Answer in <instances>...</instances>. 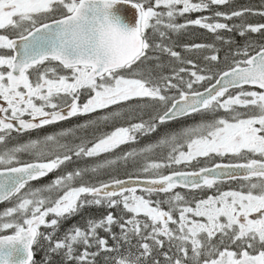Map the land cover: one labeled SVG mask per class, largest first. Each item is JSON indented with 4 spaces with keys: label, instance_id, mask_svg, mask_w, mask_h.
<instances>
[{
    "label": "snow or ice",
    "instance_id": "snow-or-ice-1",
    "mask_svg": "<svg viewBox=\"0 0 264 264\" xmlns=\"http://www.w3.org/2000/svg\"><path fill=\"white\" fill-rule=\"evenodd\" d=\"M230 2L0 0V264H264V0Z\"/></svg>",
    "mask_w": 264,
    "mask_h": 264
},
{
    "label": "trees",
    "instance_id": "trees-1",
    "mask_svg": "<svg viewBox=\"0 0 264 264\" xmlns=\"http://www.w3.org/2000/svg\"><path fill=\"white\" fill-rule=\"evenodd\" d=\"M261 3H262V0H231L230 4L227 6H214V7H219V10H221V11H231V10L239 9L241 7H252V8L259 9L261 7ZM198 15H209V13H192L190 18L194 19ZM177 22L182 23L183 20L178 19ZM221 22H223V21H221ZM249 22L261 23V22H264V19H262L258 16H252V17H249ZM229 23H231V22H229ZM223 34L225 36L229 35L227 32H225ZM251 35H252V39L256 40L257 42H260L262 40V38L259 36V34H251ZM172 39L174 41H176V44H177V47L175 48V50L181 52L185 58L193 59V60H199L202 63V57H200L198 53L185 51V49L183 48V45H191V44H195V43H203V44L213 43L215 38H214V35L212 33H209L207 30L192 26V27H189L185 32L178 34V35H174L172 37ZM236 39L240 40L239 37H236ZM221 55H223V52H221ZM169 59L170 58L166 55L162 57V61L165 63H167L169 61ZM164 72L165 73L169 72V68L165 67ZM147 118H148L147 114H145L144 119H147ZM196 118H200V117L197 116ZM84 120L85 119H82L81 121L83 122ZM188 120L189 119H183L181 122H187ZM173 123H176V122H171L169 126H172ZM109 130H111V127L104 129V131H109ZM157 134L158 133L153 134L149 137H144L142 139L146 143L149 141H154V140H156ZM88 161L89 160L80 161L79 162L80 166H83L85 163H89ZM68 167H69V169H71V168L75 167V165L74 166L69 165ZM130 170L131 169H129V171ZM55 175H56V173L51 174L46 179H44L40 184L47 183L48 181L53 179ZM120 177L126 178V177H124L123 171L120 172ZM104 179H107V177H104ZM5 207H7V205L4 204V205L0 206V209H3ZM88 212H90L94 216H99L101 214V212L96 211L95 209L87 210L85 214H88ZM73 223H80L81 226H83V220L81 219V217H74L72 220L67 221L63 225V227L61 228V231H63L64 228H67L70 224H73ZM117 231H119V230L117 229ZM42 255H43V253H38L36 256V259L40 260Z\"/></svg>",
    "mask_w": 264,
    "mask_h": 264
},
{
    "label": "flooded vegetation",
    "instance_id": "flooded-vegetation-1",
    "mask_svg": "<svg viewBox=\"0 0 264 264\" xmlns=\"http://www.w3.org/2000/svg\"><path fill=\"white\" fill-rule=\"evenodd\" d=\"M82 98V97H81ZM81 102V101H80ZM220 115H223V112L220 113ZM196 120H199V118H195ZM76 120V121H75ZM190 120V119H189ZM189 120L187 121L189 123ZM191 124L194 123V120H190ZM187 123V124H188ZM78 124V118L76 119V117L74 118H71L70 120L68 121H63V122H60L56 125H50V126H46V128L43 130V131H47V132H54V131H57V130H60L62 128H68V127H72L74 125H77ZM181 124H186V122H180V124H177V123H173L172 126H169L171 127L172 129H176L178 127L181 126ZM43 134V133H42ZM31 135L33 137L36 136V133L33 132L31 133ZM27 137H23V139H26ZM44 180V179H43ZM43 180L41 181H38V182H34L36 184H40ZM232 188V189H235L238 187L237 183L236 182H231L230 184L229 183H225L223 186H222V190H229V188ZM176 191H180L181 193L187 195L189 197V199H191V196H192V192L191 190L189 189H182V188H178L176 189ZM197 196H199V192L197 191ZM207 194V193H206ZM4 205V204H2ZM0 205V206H2Z\"/></svg>",
    "mask_w": 264,
    "mask_h": 264
},
{
    "label": "rangeland",
    "instance_id": "rangeland-1",
    "mask_svg": "<svg viewBox=\"0 0 264 264\" xmlns=\"http://www.w3.org/2000/svg\"><path fill=\"white\" fill-rule=\"evenodd\" d=\"M84 102V97H82L81 98V103H83ZM78 118V124H80L82 121V119H87V117H83V116H80V117H76V119ZM200 119V118H199ZM191 120V119H190ZM190 120H189V123L188 122H186V124L188 123V124H191V122H190ZM76 121V120H75ZM104 130V129H103ZM110 131V130H109ZM158 135H159V133L156 135V139H157V137H158ZM146 142L145 141H143V139H141L140 141H139V144H132V145H124V146H121V149L120 150H118V151H124V150H127L128 148H131V147H140V146H143L144 144H145ZM89 163H91L92 161L91 160H89L88 161ZM123 171V168L121 169V172Z\"/></svg>",
    "mask_w": 264,
    "mask_h": 264
},
{
    "label": "water",
    "instance_id": "water-1",
    "mask_svg": "<svg viewBox=\"0 0 264 264\" xmlns=\"http://www.w3.org/2000/svg\"><path fill=\"white\" fill-rule=\"evenodd\" d=\"M183 189V188H182ZM0 205H2V204H0Z\"/></svg>",
    "mask_w": 264,
    "mask_h": 264
},
{
    "label": "bare ground",
    "instance_id": "bare-ground-1",
    "mask_svg": "<svg viewBox=\"0 0 264 264\" xmlns=\"http://www.w3.org/2000/svg\"><path fill=\"white\" fill-rule=\"evenodd\" d=\"M74 166V165H73Z\"/></svg>",
    "mask_w": 264,
    "mask_h": 264
}]
</instances>
